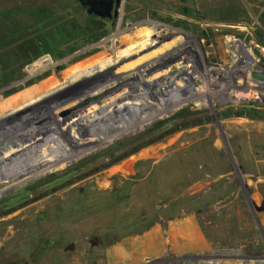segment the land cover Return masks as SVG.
<instances>
[{"label":"rangeland","instance_id":"obj_1","mask_svg":"<svg viewBox=\"0 0 264 264\" xmlns=\"http://www.w3.org/2000/svg\"><path fill=\"white\" fill-rule=\"evenodd\" d=\"M18 3L0 0V10ZM78 3L79 26L0 66L1 156L79 120L93 103L86 84L99 83L95 100L107 93L121 72L107 45L116 43L128 71L147 68L160 83L178 64L162 69L161 59L177 54L183 78L198 76L195 92L149 125L1 195L0 264H264V91L251 87L264 85L253 77L264 73V0H122L112 18ZM149 88L156 92V82ZM39 155L23 154L27 162ZM14 169L2 163L0 177ZM186 230L194 234L183 238Z\"/></svg>","mask_w":264,"mask_h":264},{"label":"bare ground","instance_id":"obj_2","mask_svg":"<svg viewBox=\"0 0 264 264\" xmlns=\"http://www.w3.org/2000/svg\"><path fill=\"white\" fill-rule=\"evenodd\" d=\"M147 23H150L149 25H151V22H147ZM120 28L118 30L119 36L117 37L118 38L117 40L122 41V37H124V36H123V34L120 35V33H122V30H124V29H122V28L120 29ZM134 28H135V25H132V26L128 25V28H126V30L132 31V30H134ZM165 35L167 36L168 33H166ZM132 37H133V35L129 36L128 38L133 39ZM105 45H106V43H105ZM116 47L117 46L115 43V45L105 46L104 50L107 51L108 54H110L111 56H113L114 58H116L118 60L117 64L120 65L121 72L119 71L120 73L117 74V76L114 78V81L106 87L107 93H104L103 95H101V97H98L99 100H95V98H94V95L96 94V92L98 90V84L99 83L97 84L96 83L97 81H96V82H91L90 85L86 84V87H87L86 89L89 91L87 92V94H85L84 92L83 93L85 95H88V96L92 95L93 97L90 100H87V103L88 104L90 102H93V103L84 109L86 111H84V113L82 114L83 116H81L79 120L75 121L74 123H72L70 125L61 124L60 125L61 127L57 128L60 130H58V133L53 134L52 135L53 137H51V139H48V140H45L42 142H33L31 144L24 145V146H22L16 150L8 153V154H6L7 153L6 152V153H3L2 156L0 155L1 156L0 157V163L1 164L8 162L9 164L13 165L15 168L8 175H6V176L1 175L3 177H0V184L2 183V185L0 186V196L4 195L7 191H9L13 188H16V186H20L21 184L27 183L31 179H34L40 175H44V174L46 175V173L48 174V172H50L51 169H53V168H56V167L59 168L60 166H65V165H68L72 162H75L76 160L80 159L83 155H85L87 152L91 153L92 151L95 150L96 147H98V145H100L104 142H108L112 137L118 135L119 133L127 132L128 130H131V129H137V128H140L141 125L148 124L153 118H156L159 115L158 112H163L167 109H169V110L177 109L180 105H182V103H184L186 100H189V97L185 98L186 95L188 94V92H190V91L195 92V87H193L194 86L193 83L195 82V84H196V80H197L198 76L196 74L193 75V76H197V77H195L196 80L192 81L193 83L190 81V78L193 77L192 74L190 76H188L187 78H183V76L187 75L186 74L187 72L185 73V75H183L184 73H180L182 70L181 69V66H182L181 61H183V60L180 61V59H178V58L173 59V58H176L177 54L175 56L172 55L173 58L170 56L167 58L165 57V59H163L164 58L163 57L162 58L163 60L161 59L160 62L163 61L162 64H164L161 66V68L163 66H166L169 63L173 64L175 61L178 64L176 65V67L169 70L168 81H166L164 83H160L159 80L156 81V79L155 80L152 79L153 78L152 77L153 72L151 73L150 71H147V68H144V69L138 70V71H134V72L128 71V69L124 66L123 63H121L119 61V58L116 56ZM119 47L121 48V46H119ZM233 47L235 48L237 53H240L237 51L238 47L236 45H233ZM120 52H122V51H120ZM182 52H186L188 54L189 51H188V49L187 50L183 49L181 51V53ZM149 53L153 54L154 52L149 50ZM157 54L160 55L161 53L157 52ZM223 55H226V51L224 52ZM77 58H79V57H77ZM127 58L128 57H126V60H127ZM123 60H125V59H123ZM147 61L150 62V58H148ZM172 61H173V63H172ZM160 62H158L156 64L153 63V64H155L154 66H158V64ZM238 63H242V62L239 61ZM154 66H152V68H155ZM114 70H116V69H114ZM156 71H157V69H156ZM45 73H44V75H45ZM149 73L151 75H149ZM144 74L147 77H149L148 81L146 79H144ZM121 80L123 81L122 84H120L119 86L114 85L115 82L121 81ZM86 81L87 80H85V83H86ZM151 81L153 83L156 82V85H157L156 92H153V93H151V90L149 88ZM99 82H101V81H99ZM251 87H253V88L259 87L260 90L264 91V85L258 81H255L251 85ZM205 88H207V87H205ZM78 91H80V90H78ZM78 91H77V93H80ZM81 93H82V91H81ZM206 95H205V97H206ZM231 95H233V94L231 93ZM255 95L256 94L253 91H251L250 96H255ZM194 98H195V96H194ZM124 99H126V101L123 102ZM144 99L148 101L149 105H147V103H146L147 101H145ZM141 100H144L145 101L144 103L146 105H144V103ZM209 102H211V101H209ZM124 103L127 105H125ZM122 108H125V109L122 110ZM77 122H83L81 124V127L72 129L71 127ZM68 134H71V136L68 137ZM57 135L63 136L64 138L63 137L62 138L64 140L61 142H55L54 136H57ZM64 135L67 137H65ZM62 142H65L64 143L65 146L60 147V148L57 147L58 143H62ZM15 147H13L11 150H13ZM66 149H68V150L72 149V152H70L69 155H66L69 152L68 150H67L68 152L65 151ZM30 150H34L40 155L38 157L36 156L35 159L27 162V161H25L23 154H25L26 152H28ZM3 156H5V157L10 156V159L9 158L5 159ZM56 198H58V197H56ZM124 203H125V201H124ZM104 205H106V204H104ZM111 205H113V204H111ZM113 206H112V208H113ZM246 218H248V217H246ZM188 231H190L189 232L190 234L189 233L186 234ZM177 233H179V232H177ZM180 233H181V236L183 238H188L189 236H192L194 234L193 230H186L185 232H180ZM224 233H226V232H224ZM21 248H23V247H21ZM139 248H141V247H139ZM123 249H124V247H123ZM125 249L128 251L129 254H131L130 249H127V248H125ZM157 249L162 250L163 245L159 246ZM117 252L121 256V251L117 250ZM98 253H99V250H98ZM125 255H123L121 257L124 259V257H127V255L126 256ZM213 264H215V263H213Z\"/></svg>","mask_w":264,"mask_h":264},{"label":"trees","instance_id":"obj_3","mask_svg":"<svg viewBox=\"0 0 264 264\" xmlns=\"http://www.w3.org/2000/svg\"><path fill=\"white\" fill-rule=\"evenodd\" d=\"M20 1L22 3L0 10V66L7 64L11 55L17 53L28 57L30 48H43L49 34L62 33L67 26H79L78 19L84 13L78 0H68L66 7L56 4L45 6L40 0ZM4 79L0 72V82Z\"/></svg>","mask_w":264,"mask_h":264},{"label":"water","instance_id":"obj_4","mask_svg":"<svg viewBox=\"0 0 264 264\" xmlns=\"http://www.w3.org/2000/svg\"><path fill=\"white\" fill-rule=\"evenodd\" d=\"M122 0H81L85 6H89L88 13L102 18H112V12L118 15V9ZM253 77L264 81V73H253Z\"/></svg>","mask_w":264,"mask_h":264}]
</instances>
